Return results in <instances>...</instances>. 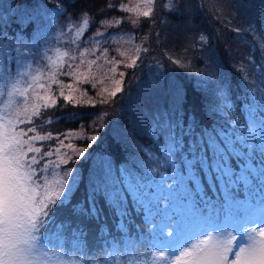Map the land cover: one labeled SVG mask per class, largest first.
Masks as SVG:
<instances>
[{"label":"snow or ice","instance_id":"snow-or-ice-1","mask_svg":"<svg viewBox=\"0 0 264 264\" xmlns=\"http://www.w3.org/2000/svg\"><path fill=\"white\" fill-rule=\"evenodd\" d=\"M70 2L13 0L0 13V264H264V32L253 24L233 29L238 36L249 31L254 47L262 41L260 61L236 68L242 100L233 99L231 77L217 73L218 53L208 35L200 33L184 55H169L203 97L211 126L195 114L185 125L187 91L177 81L164 105L126 116L115 108L125 92V72L118 69L137 68L149 49L116 48L121 59L110 57L104 45L131 39L106 33L125 22L155 23L156 0H105L101 13L130 15L101 19L87 40L82 38L93 18L82 11L73 20ZM164 7L171 15H188L184 0ZM61 16L67 21L57 26ZM53 31L60 46L42 51ZM249 68L259 69L256 81L249 79ZM83 84L96 89L95 97ZM237 100L258 136L237 133L235 120L227 119ZM97 104L112 111L87 123L85 113L72 112L64 119L80 120L77 129L44 131L60 119L49 110ZM138 137L152 143L146 147ZM112 144L127 153L119 168L106 152ZM89 161L85 176L76 165ZM82 186L84 195L76 198ZM89 225L98 234L95 246L85 243ZM106 249V255L90 254Z\"/></svg>","mask_w":264,"mask_h":264},{"label":"trees","instance_id":"trees-1","mask_svg":"<svg viewBox=\"0 0 264 264\" xmlns=\"http://www.w3.org/2000/svg\"><path fill=\"white\" fill-rule=\"evenodd\" d=\"M2 0H0L1 3ZM9 5L13 0H6ZM113 3H119V0H112ZM105 0H71L68 4V13L71 14L73 20H77L79 14L82 11H87L90 17L93 18V22L90 23L89 29L85 33V36L92 35L95 30L99 27V21L101 19H109L114 16L121 14L120 11L108 10L104 13H101L99 9L104 6ZM4 7H7L4 4ZM256 10H245L244 13L247 14L250 18L251 15H254L251 12ZM165 17L169 18L171 21L179 25L178 19L184 18V21L181 25L178 26V32L172 33L175 26L167 31L163 30L160 27L159 22L157 23H146L140 26H127L132 29H140V35L150 33L149 41L146 44V47L149 49L147 53H143L141 56V61L138 62L137 68L128 69L125 75V92L120 94L123 98L119 99V103L115 105L116 109L123 110L125 115H131V110L135 109L139 111L141 108L147 109L149 111L153 110L158 104L164 105L165 99L167 97L170 84L174 81L180 82L185 86L187 91V103L185 105L184 120L185 125L187 124V117L190 114H195L197 119L202 121L206 126H211L212 118L206 116L203 111V97L200 93L192 87V81L188 78L185 71L179 68L177 65L172 64L169 60V55H174L179 57L184 55V48L187 44L194 42L200 33H204L209 36L211 46L218 53L219 66L217 67V73H223L231 77L233 82L232 95L233 99L237 95H241L243 91V86L239 82V74L236 71V68L241 63H255L260 61V51L258 45L262 42L257 39L255 44L257 47H254L253 35L249 31L245 30L239 34L233 30L235 28L247 29L248 24L245 19L241 18V13L237 12V15L233 20H230L235 26L232 27L229 25L225 16H221L219 13H209L206 9H196L194 16L188 20L184 16H174L165 12ZM160 15H156L158 19ZM59 19L62 22L67 21V16H61ZM255 27L264 32V21L262 22L259 17L256 16L254 21ZM183 26V27H182ZM147 27V30L144 29ZM157 33L159 34L157 36ZM245 34L248 35V38L245 37ZM243 36L245 38H241ZM191 54V50L189 54ZM253 56V61H248L249 56ZM159 62V63H157ZM152 63H156L161 67L162 75L155 76L153 81H151L150 70ZM197 67H203L202 64L197 61H193ZM249 79L256 81V75L259 72V69L249 68ZM174 78V81L171 79ZM243 99L241 95V100ZM63 103V102H62ZM107 110L109 112L112 109L108 105L97 104L95 108H75L73 105H67L66 107H57L55 110H49V115H53V119L60 117L59 122L48 126L44 131H53L55 132H64L68 129H77L78 125L81 123L80 120H68L64 119L65 116L72 112H81L85 113V118L83 123H87L91 120L96 114H99L101 111ZM227 119L229 121L235 120L238 127L235 128V131L244 136H248L253 129L251 122L247 118V112L243 111L241 108V101H236V108L234 114H230ZM103 123V121L101 122ZM231 130V129H229ZM255 134L259 135V129H255ZM139 142L144 146H149L152 142L148 138H139ZM163 143V141H161ZM100 151V149H97ZM155 151V149H153ZM106 152L111 159V162L114 167L119 168L124 164L125 159L127 158V153L124 148L115 144L106 147ZM141 160L144 161L145 165L148 167H153L154 165L143 155V153H136ZM159 155V153H157ZM92 162L89 161L88 164H77L76 166L82 167L84 170L85 176L87 175V168ZM235 163V162H234ZM72 166L73 165H69ZM207 187V185H205ZM84 195L83 186L81 190L77 193L76 198H82ZM210 196L215 197V193L209 192ZM103 206V202H101ZM105 215L108 218L109 223L111 224V215L108 213L107 208H105ZM134 219H139L133 214ZM90 231L86 238V245L91 244L95 246L97 240L95 236L98 235L95 231V225L88 226ZM102 243V241H100ZM111 249H106L105 252L97 253L96 251L90 252L91 255H106L107 252ZM107 263H112L107 261Z\"/></svg>","mask_w":264,"mask_h":264},{"label":"rangeland","instance_id":"rangeland-1","mask_svg":"<svg viewBox=\"0 0 264 264\" xmlns=\"http://www.w3.org/2000/svg\"><path fill=\"white\" fill-rule=\"evenodd\" d=\"M125 2H129V0H125ZM132 2H135V0H132ZM169 2H170V0H156V3L154 5V13H153V16L151 17V19L155 20V23L159 22L160 27L163 30H165L167 33H169V31H167V30H169L171 28V26H175V27H172L173 28L172 33H175V32H178V26L182 24V22L184 21V18L182 17V18L178 19V21L180 23H179V25H177V23H174L173 20L171 21L169 18L165 17V14H166L165 12H168V10L164 7V5L166 3H169ZM4 4H6L7 7H10L9 3L6 0H2L0 3V13H2L6 8V7H4ZM201 4H203V7L200 6ZM184 9L188 13V15H186L184 17H186L188 20H190L194 16V14L196 13V9H206L209 11V13L215 12V13L222 14L221 16H225L229 25H231L234 28H235V26L233 24H231L232 22H230V20H233L235 18V16L237 15V12L241 13V18L245 19L247 21L248 25H250V24L255 25L254 21L256 19V16L259 17L262 22L264 21V0H184ZM244 9L245 10L252 9V10H256V11L251 12L254 15H251L250 18H248L249 16L244 13ZM129 15L130 14L121 12L120 15L111 17V18H109V20H111L113 18H122V17H126ZM156 15H160V17L158 19H156ZM64 23H66V22H62L59 18L56 21L57 26L63 25ZM146 23H151V22L142 19L140 21L139 26L142 24H146ZM127 26H134V25H132L131 23L125 22V23H122L118 26H114L112 28H109L107 30L106 35L108 33H111V34H113L114 39H118L120 36H122L125 41L131 39V44H127V43L117 44V43L110 42L109 45H104V47L109 48L110 57L116 56L118 59H121V57H119L118 54L114 51V49H116V48H121L123 50L124 48H129V47H133L136 45H142L143 47H146V44L149 41L150 33L140 35L139 34L140 29H138V30L132 29V28H129ZM97 29L95 30V32L97 31ZM144 29L147 30V27H144ZM101 30L103 31V29H101ZM92 35L84 36L82 39L87 40L88 37H91ZM244 35L246 38H248L247 34L244 33ZM58 37H59L58 31H53L52 33H50L49 39L51 40V43L48 44L47 46H45L42 49V51H47V48H49V47H59L60 44L57 43ZM145 37H147V39H145ZM237 37H238V35H237ZM240 37L245 38L243 36H240ZM61 43H63V41H61ZM142 54H143V52L141 53V56H142ZM97 55H99V52L97 53ZM152 64H154V65H152L151 70H150L151 81H153L155 76H158V72L159 73L161 72V67L156 65V63H152ZM129 69H131V68H129ZM127 70L128 69H125L123 66H121L118 69V71L125 72V75H126ZM98 75H99V73H98ZM61 79H63L65 81V83L71 82L70 78H68V77H61ZM124 79H125V77H124ZM171 79L174 81V78L171 77ZM106 85H107V82H106ZM98 87H99V85H98ZM81 88L86 89L88 92V95L90 97H95L96 89H93L90 84H83V85H81ZM255 131H256L255 129L251 130V132H255ZM77 143H79V142H77ZM68 167H72V166L68 165Z\"/></svg>","mask_w":264,"mask_h":264}]
</instances>
